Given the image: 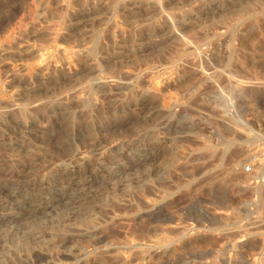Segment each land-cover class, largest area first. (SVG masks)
<instances>
[{"label": "rangeland", "instance_id": "obj_1", "mask_svg": "<svg viewBox=\"0 0 264 264\" xmlns=\"http://www.w3.org/2000/svg\"><path fill=\"white\" fill-rule=\"evenodd\" d=\"M102 1L0 0L2 117L15 126L40 124L45 134L30 144L41 146V152L54 161L46 172L27 173L20 162L28 164L34 155L0 145V157L17 155L19 159L0 165V188L24 187L25 194L32 197L41 190L39 181L48 176L52 182L68 185V173L59 172L77 150L90 155L100 138L108 142L118 139L121 144L102 156L106 165L128 169L137 163L139 154L151 162L136 171L140 177H147L146 181L137 183L128 194L136 208L133 212L124 209L125 196L114 193L105 201L102 216L81 215L70 221V212L65 210L53 226L34 223L30 227L34 236L24 241L12 240L7 229L1 227L0 243L8 240L12 247L0 264H264V0H156L159 9L147 0H132L134 10L129 0H121L107 25L96 27L98 34L93 38L71 35L70 17ZM127 5L130 7L125 9ZM169 14L174 30L184 37L179 41H166V33L159 34L160 28L170 24ZM192 14V26L184 28ZM42 32L54 36H41ZM145 40L149 47L140 52ZM85 42L88 45H83ZM85 46L89 52L80 54L88 50ZM119 47L127 55L122 62L113 60L112 54ZM28 49L30 52L25 53ZM5 50L10 53L6 55ZM68 59L75 64L86 63L89 70L93 62L97 68L96 75L86 78L87 96L78 103L66 98L72 113L69 119L53 101L31 108L39 96L18 99L21 108L9 113L5 94L11 95L8 84L17 68L27 64L54 70L56 63ZM57 73V79L45 88L66 95L72 83ZM126 74H134L138 80L120 95L122 98H110L105 93L107 87L99 91L93 84L100 77L122 79ZM151 81L153 91L144 90V84ZM139 84L142 90L136 88ZM175 101L178 110L175 108L171 116L163 112ZM153 106L161 108L160 112L151 123L146 122L140 107ZM166 120L169 126L165 128ZM73 135L77 144L66 145ZM154 172L157 174L150 176ZM158 193L165 201L155 216L138 215L135 210L159 201ZM1 200L4 197L0 194ZM107 212H121L128 220H108ZM100 217L107 219L101 237L93 232ZM77 229L92 230V234L70 238ZM46 233L54 235L50 243L35 238ZM150 240L163 246L146 253ZM138 242L142 247H135ZM35 249L46 251L54 262H27L23 254L31 255Z\"/></svg>", "mask_w": 264, "mask_h": 264}, {"label": "bare ground", "instance_id": "obj_2", "mask_svg": "<svg viewBox=\"0 0 264 264\" xmlns=\"http://www.w3.org/2000/svg\"><path fill=\"white\" fill-rule=\"evenodd\" d=\"M119 2H121V0H105V1H102L101 3H96L95 5H93L90 8L88 7V9H85L84 11H82L78 14H74L69 19V23H70V31L69 32H70V34L71 35H80V36H82V38L83 37H92L96 33V30H99V29H96V27H102L104 25H107L106 24L107 21L113 15H115L114 14V6H116L115 4H117ZM129 2H130L129 5H131L132 9L134 10V8H136V4L131 3L132 0H129ZM147 2L151 5V7L159 9L156 0H147ZM126 3H128V2H126ZM122 7H123V5H122ZM127 7H130V6L127 5L125 9H127ZM206 11H208V10H206ZM117 12H118V10H117ZM131 12H130V15H131ZM137 12H138V10H137ZM138 17H140V16H138ZM166 17L170 21V24L165 25L164 28H160L159 34L166 33V41H169V40L172 41L173 39L177 40L179 38L180 39L184 38L181 32L174 30L172 21L170 19L171 15L169 17L168 16H166ZM193 17H195V14L191 15V18H189V23H186L184 25V28L186 27V28L190 29L189 27L192 26V24H191L192 21H190V20ZM138 28H139V26H138ZM188 29H186V30L190 31ZM97 34L98 33H96V35ZM40 35L46 36V37H51V38H53V36H54L50 32H42V33H40ZM153 36H155V35H153ZM38 37H40V36L38 35ZM68 37H69V35H68ZM87 40L90 41V38ZM177 41H179V40H177ZM82 44L83 43H81L80 45H82ZM83 45H88V44L86 43ZM82 46H81V48H82ZM85 47H87V46H85ZM148 47L149 46L146 45V40H145V45H141V47L139 48V51L143 52V51L147 50ZM90 48H92V47H90ZM31 49L26 50L25 53L30 52ZM52 49H54V48H52ZM192 49H193V47H192ZM23 50H25V49H23ZM65 51L67 52L68 50L65 49ZM40 52H42V51L40 50ZM50 52H48V54ZM88 52H89V48H88V50L83 49L82 53H80V54L85 55ZM9 53H10L9 51L5 50L6 55H8ZM44 53H46V52L44 51ZM125 54H126V52L124 51V49H121L119 47V49H117L114 52V54H112L113 60L122 62L123 60H125V58H124ZM23 55H24V53H23ZM53 55L56 56L55 54H53ZM75 56H76V54H75ZM126 56L127 55H125V57ZM46 57H47V55H46ZM44 60L45 59L43 58V61ZM73 61H75V60L68 59V60H65L61 63L60 62L56 63L55 66L53 67L54 70H51L52 68L49 69V68H41V67H31L30 68L27 64H22L20 68H17L15 70V72L12 74V78H11L12 81H10L8 84V89H9V92L11 95L5 94L4 92H2L3 94L7 95V97H8V101H7L8 103L6 104V108L8 109L9 113L11 111H15V110L17 111L18 110L17 109L19 107V102H18L19 100L18 99H20V98L22 99V97H32V96L38 97L39 96L38 98L35 99L34 102L31 103V106H30L31 108L32 107H41L42 105L44 106L45 104H47V102L53 101V102H55L57 108L66 111V118L69 119L72 116V113L69 112L70 109L68 110V107L70 108V106L67 107L68 104H66V101H65L66 98L70 99L72 103L80 102L81 97H85V95L87 96L86 91H88V89L87 88H86L87 90L85 89V84L87 83L86 82L87 76L91 75V74H95L97 72V68L93 62H90V70H89V69H87L86 63L81 65V64H75L76 62H73ZM45 62H46V60L43 63H45ZM124 63H125V61H124ZM35 64H37V63H35ZM38 64H40V62ZM41 65H43V64L41 63ZM44 66H46V65L44 64ZM58 71H59V73H62L63 75L67 76L68 79L70 80V83H72V87L69 91L67 90L66 95H61V94L58 95L54 91V89L45 88V84L49 85V83L52 80L57 79V74H58L57 72ZM137 73H134V74L137 75ZM134 74H131L129 76H127V74H126L125 78L123 77L122 79L121 78L120 79L114 78V77H107V76H106V78L102 79L100 77L101 79L99 78V80L95 81V83H93V84L95 85V88L97 87L98 89H100L99 91H102V89H101L102 87H107L108 89L107 90L105 89L106 90L105 93L107 95H109L110 98H111V96H112V98L113 97L114 98L115 97L122 98L120 96L121 94L125 93V91H128L135 86V84L137 82L136 81L137 77ZM60 77H61V75H60ZM69 80H68V82H69ZM62 81H64V80H62ZM153 82L154 81H151L150 85H147V82H146V84H144L145 85L144 90L152 92L153 89L151 87H152ZM70 83H68V84H70ZM52 84L53 83H51V85ZM65 84H67V83H65ZM56 86H57V84H56ZM64 86H66V85H64ZM141 86L143 87V85H140L139 87H136V88L141 89L140 88ZM47 87H49V86H47ZM58 89H59V87H58ZM141 90H139V91L141 92ZM0 91H2L1 88H0ZM135 91H137V90H135ZM132 92H134V91H132ZM145 95H146V93H145ZM109 96H107V97L109 98ZM81 103H82V101H81ZM2 104H4V103H2ZM49 104L47 106H49ZM177 107H179V103H177V101H175L172 104H170L169 106L163 108L162 110H163V112L165 111V113H167L168 115H170V114L172 115V113H174V111H175V108L177 109ZM2 108L3 107L0 106V145L7 150H10V149L20 150V151H23L24 154L26 152V153L34 155V156L31 155V156H33V158L31 159L30 163H28V164L23 163L22 164V162H20L21 163V169L23 171H25L27 173H32L33 171H36V172L44 171V172H46V170H48L50 168V166H52L54 164L53 159L51 157H48L47 155H44L41 152V149H42L41 146H38V145L33 146L30 144V141L32 139H36V137H38L42 134H45L44 128L42 126H40V124H37V122L22 123L19 126H15L16 124H13L11 121L9 122L8 119H6V118L4 119V117H2L3 116V113L1 112ZM19 108H21V107H19ZM140 108L142 111V118L146 122H150V123L157 116V114L160 112V109H161V108L160 109L157 108V106L156 107L153 106L150 108L149 107L148 108L140 107ZM120 110H121V108L119 109V111ZM138 110H140V109H138ZM74 115H75V113H74ZM162 116H164V115H162ZM173 116H174V114H173ZM100 119H102V118H100ZM161 123H163V122H161ZM160 125L162 126V124H160ZM167 125H168V121L166 120L163 123V126H165V128H166ZM102 134H104V133H102ZM39 139H38V141H39ZM100 139L93 146L92 151L90 152L91 153L90 155L86 154L85 152L77 150L75 152V154L72 155V157L70 159L68 158L69 160L66 163L62 164L63 168H62V170H60L59 173H61V174L68 173V176H69V180L67 179V181H69L68 185H66V183H65V185H63L64 183L61 185V183L59 184L57 181L52 182L51 181L52 177L48 176L49 178H43V179H41V181H39L41 190H39V193H37L36 195H34L32 197H29L25 194L26 188H24V187L19 188L17 190H14L12 188L10 189L9 187H5V186L0 188V194L4 197V200L0 201V228L4 227L5 229H7L8 235L11 237L12 240H14L16 242L17 241H24V240L29 239L28 236H31V235L34 236L32 233L33 230L31 231L30 227L36 222H41L45 225L53 226L55 223H58L57 218H58L59 213L65 211V210H68L70 212L69 213L70 214V216H69L70 221H76L79 218V216H81V215H90L91 217L92 216L93 217L94 216L99 217V215L102 216V212L106 210L105 201L109 198V196H111L114 193L121 194V195L125 196L124 199H122L123 200L122 203L124 206L123 208L126 209L127 211L132 210V212H133V210L136 208L135 203H134L135 201H132L131 199H129L130 197H128V194L133 193L132 191L135 189L134 186L137 183L142 182V181H146V179H147V177L146 178L140 177L139 174H138L139 175L138 176L136 171L139 168H141L142 166H145L147 163L151 164V162H148L145 155L139 154V156L136 158L137 163L133 164L128 169H123L122 167H119L117 164L106 165L104 162H102V156L103 155L105 156L104 153L107 150L112 149V148H114V149L117 148L119 146V144H121L122 141L117 139V140H113V141L108 142V141H105L102 139L100 140ZM78 140H81V139H78ZM77 142H78L77 138L73 135V137L70 138V140L66 141L65 144L75 146L77 144ZM39 143H40V141H39ZM127 158H129V157H127ZM154 159H156V157ZM17 161H19L17 155H16V157L15 156H4V155H3V157H0V165L4 164L7 166V163L8 164L9 163H17ZM134 161H135V159H134ZM149 161H150V159H149ZM153 162H156V161H153ZM113 163H114V161H113ZM94 167H97L95 173L97 175H99L98 177H100V179H101L100 181H98L97 179H94V177H93V175L95 174L93 172ZM11 168H13V167H11ZM54 169L56 171V168H54ZM156 172L151 173L150 176H152ZM49 173L51 174V172H49ZM150 176H149V178H151ZM64 179H65V177H64ZM101 186H103V189H100ZM161 195H162V193H161ZM156 196L159 200L158 202H155L154 204H148V205H146L147 207L144 206L145 208L135 210L136 213L138 215H143V216L150 217V218L155 216V214L157 213L158 210H160V208L163 205V202L165 201V199H164V201L161 200L162 197L159 195V193H158V195L156 194ZM131 198H132V196H131ZM129 212H127V213H129ZM119 213H121V212H118V213L109 212L108 213L109 217L107 219L111 220V221H117V222L126 221V219H127L126 214L123 215V214H119ZM101 218L102 217L98 218L101 220L100 224H98V225L96 224L97 226L95 228H93V232L97 236H100V237L102 235L103 223H105L107 220L105 217L102 219ZM258 225H259V223H258ZM91 231L77 229L76 231L73 230L69 234V236L72 239L78 238V237H89L92 234ZM35 238L39 239L42 242L45 241L47 243H50L54 239V235L52 233H46L43 236H40V237L37 236ZM74 240H76V239H74ZM166 241H168V240H166ZM9 243H10V241H8V240L0 243V262L7 256L8 251L12 247ZM141 243H139V242L135 243V247H136V244H137V246H141L142 245ZM164 243L165 242H163V244ZM129 244H132V243H128V245ZM162 246H160V243H158L154 240L153 241L150 240V241H148V244H147L148 252L145 251L147 248L146 249L144 248L145 249L144 251L146 253H151V252L155 251L157 248H159V247L161 248ZM137 250H139V249H137ZM145 252H143V255L145 254ZM24 254H23V256H24L23 258H25V260L27 262H32L34 260L40 261L41 259H51V261L54 262V259L50 254H48L46 251H43L40 249L39 250L35 249V251H32L31 255H26V254L24 255ZM68 256L72 257L69 254H68ZM139 260L140 259H138L136 262H138Z\"/></svg>", "mask_w": 264, "mask_h": 264}, {"label": "built area", "instance_id": "obj_3", "mask_svg": "<svg viewBox=\"0 0 264 264\" xmlns=\"http://www.w3.org/2000/svg\"><path fill=\"white\" fill-rule=\"evenodd\" d=\"M246 171H250V168H247Z\"/></svg>", "mask_w": 264, "mask_h": 264}]
</instances>
